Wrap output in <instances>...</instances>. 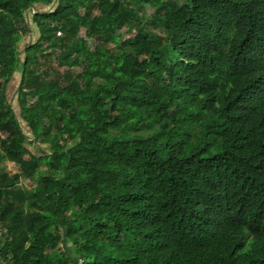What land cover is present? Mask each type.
<instances>
[{"label": "trees", "instance_id": "trees-1", "mask_svg": "<svg viewBox=\"0 0 264 264\" xmlns=\"http://www.w3.org/2000/svg\"><path fill=\"white\" fill-rule=\"evenodd\" d=\"M126 1L0 0V260L264 264V0Z\"/></svg>", "mask_w": 264, "mask_h": 264}, {"label": "rangeland", "instance_id": "rangeland-1", "mask_svg": "<svg viewBox=\"0 0 264 264\" xmlns=\"http://www.w3.org/2000/svg\"><path fill=\"white\" fill-rule=\"evenodd\" d=\"M127 3H133L132 0H127ZM56 6V5H55ZM54 7V5L50 6V7H46L45 9H47L46 11L52 9ZM154 13V10H152V8H148V10L146 11V16H149L151 14ZM33 28V33L24 39L23 44H22V48L27 44V43H34L36 40H38L40 38V33L38 31V29L34 26ZM81 37H86L87 36V32L86 30H82L80 33ZM90 45L92 48H95V42L94 41H90ZM48 56L45 57V59H47ZM50 61L54 60V58H48ZM80 69H76L75 72H79ZM60 75V74H59ZM56 77H59L58 75H56ZM20 83H21V77L20 75H18V77L10 84L9 86V95H10V101L12 103V105L15 108L16 113L18 114L19 119L21 120V122L23 123V128L26 131V133L28 134V137L30 140H32L33 136L29 135L30 134V130L29 127L27 126V124L21 119V115H22V109L19 103V88H20ZM39 149H41L42 151H47L48 152V148H45L43 146H40L39 144H34L32 146H29V150L31 153H35L40 155V151ZM30 152L26 151L24 156L25 158L29 159L30 158ZM46 169V168H44ZM8 170L13 172V173H18L20 172V167L14 163H9L8 165ZM24 185L26 186H30V187H34V184H31V182L26 181L24 183ZM69 246V244H68Z\"/></svg>", "mask_w": 264, "mask_h": 264}, {"label": "crops", "instance_id": "crops-1", "mask_svg": "<svg viewBox=\"0 0 264 264\" xmlns=\"http://www.w3.org/2000/svg\"><path fill=\"white\" fill-rule=\"evenodd\" d=\"M3 243H4V240H3V238H2V235H0V250L2 249V245H3ZM0 264H5L3 261H1L0 260Z\"/></svg>", "mask_w": 264, "mask_h": 264}]
</instances>
